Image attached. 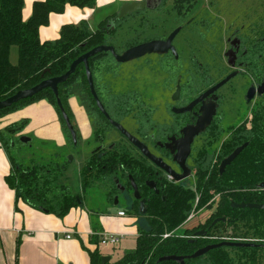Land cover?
<instances>
[{
	"label": "trees",
	"instance_id": "obj_1",
	"mask_svg": "<svg viewBox=\"0 0 264 264\" xmlns=\"http://www.w3.org/2000/svg\"><path fill=\"white\" fill-rule=\"evenodd\" d=\"M95 3L96 0H37L32 3L30 16L24 20L22 17L24 0H0V100L11 96L18 90L30 88L43 79L65 73L71 62L79 55L97 45L107 44L106 36L119 29L130 18L128 15L119 18L118 13L113 12L101 19L95 29H91L86 21H82L79 25L64 24L60 28L58 38L40 40L39 28L48 24L51 13H61L67 5L92 8ZM133 44L136 43H130L128 46ZM12 45L17 46L16 64H12L9 60ZM101 56L89 61L93 74L101 65V67L106 65L99 63ZM104 70L108 71L105 68ZM80 76H84V69L81 65L65 83L58 85V97L70 119L72 113L67 102L68 87L74 79ZM40 99H45L55 108L65 127L56 97L49 88L1 109L0 115L20 109ZM27 122V120H21L13 123L6 128V131L12 137ZM252 134L254 136L250 137L251 142L248 147L221 175L218 172L209 174L212 157L204 154L203 159L196 164V191L188 192V195L184 196L176 194L166 196L165 200L160 201V205L150 204L147 207V214L144 215L147 228L143 229L138 226L134 249L105 264H178L172 260L158 261V259L165 255H190L196 245L185 236L187 230L181 234L172 231L180 227L189 216L197 198L196 207H201L215 193L220 192L222 194L217 213L222 212L229 217L236 215H243L245 218L254 217L255 229L260 238H263L260 246L236 248L235 250L244 258L247 256L249 260H255L254 255L259 253L264 255V210L231 207L232 202L264 203V187L259 186L264 184V129L253 127L250 133L239 134L237 143L245 141ZM6 140L9 138L3 141V145L11 163V170L5 176V180L8 186L15 191L16 198H20L37 210L52 213L59 218L65 216L71 208L82 203L80 196L60 181L68 169L69 162L66 159L62 162L58 156H55L54 160L36 163L30 161L28 166L23 167L10 157ZM54 148L58 147L54 146ZM124 150V148L110 149L98 157L99 162L89 159L82 173L84 174V171L86 174L95 172L93 174L95 181L111 182L116 171L123 172L127 166ZM168 233L171 234L168 235ZM87 252L89 264H101L102 255L97 248L87 250ZM210 255L208 264H234L235 256L229 253L224 256L219 249L211 251ZM185 264H192V260H185Z\"/></svg>",
	"mask_w": 264,
	"mask_h": 264
},
{
	"label": "flooded vegetation",
	"instance_id": "obj_2",
	"mask_svg": "<svg viewBox=\"0 0 264 264\" xmlns=\"http://www.w3.org/2000/svg\"><path fill=\"white\" fill-rule=\"evenodd\" d=\"M166 1L167 0H160L158 7L155 9L145 7L142 12H138L137 15L141 13L145 14L146 12L149 13V11H159V9L163 8V5ZM179 1L180 0H173L175 3H178ZM147 3L150 4L151 2L146 0L145 4ZM207 8L209 9V6ZM128 16L131 18L134 16V14ZM195 18L189 21L187 25H178L172 30L174 31L177 28L179 29L178 33L174 36L171 42L175 48L177 54L176 56L172 51L169 50L163 54H146L142 57L130 60L125 63L137 62L138 60L145 57L155 55L160 59L161 63L166 66L165 68H167V71L172 74L171 76L175 77V74L178 75L179 70L182 67L181 64L187 63L179 54L176 42L180 34L185 31L187 26L193 24L192 22H195ZM172 31L164 35H157L154 38H146V40L143 42L150 40H166ZM226 42L228 44V49L224 52V59L227 66L231 68V71H229L222 79L217 82H214L212 78L206 77L208 79L202 80L205 87L201 91H198V89L196 90V85H194L191 80H183L181 75L176 77L174 88L168 97V101H170L169 107L168 102L166 104L167 96H165L163 103L156 105L153 102L152 96L149 94V92L155 87L160 86V90H163L160 76L157 77L159 81H145L141 84V87L139 86L140 89H132L133 87L131 86L123 88L121 86V82L117 80L118 77L115 74V77H112V80L108 82L110 83L109 86L104 81L105 76L118 72L120 73V71L124 69V65H121L122 63L115 61L113 55L110 52L101 53L94 58L101 55L110 54L117 64L114 65L109 62V66L104 67L105 69H108V71H105L104 74H99V72L96 74L97 71L95 74H93L91 71L95 93L100 103L104 107V110L108 114V117H106L99 109L96 100L90 92L85 70L84 76L78 77L81 90L77 91L76 98L78 99V102L84 104L86 108L90 135L86 136L85 138L82 137L79 130L73 123L74 114L71 111L72 118L69 119L76 132L77 142L76 144H73L70 133L66 128L69 142L73 146L78 145V142L92 144L88 156H85L86 161L93 159L94 162H99L98 157L101 154L108 152L110 149H125L124 151L127 166L123 172L116 171L115 177L112 178L111 182H108L110 184L111 191L115 193L113 196L116 195L115 197L119 198V196L124 195L125 201L129 207H138L139 211L140 201L144 200L146 212L142 214L139 211L143 217L147 214V207H149L150 204L160 205V201L165 200L166 196L170 197L173 194L184 196L188 195V192L194 193L196 191V164L203 159L204 154H208L210 157H212L209 166V174L218 172V174L221 175L225 172L226 168L232 165L239 156L234 161H232L230 165L226 166L222 173L219 172L220 162L236 147L242 145L245 142H248L249 145L251 138L254 136V134H252L248 136L245 141L237 143L239 139L238 135L244 132L250 133L253 130V127H261L264 129V117L259 115L260 113L264 114L263 104L262 108L256 109L251 113L249 127H237L238 129L234 132L232 139L225 146L226 148L222 151V154L215 155L212 151H202L201 153H198L197 156L193 155V146L196 140L199 137L207 134L220 121L219 119L222 110V98L219 94V91L234 78L248 77L250 79L249 81L251 84L247 86L244 95V105L248 106L256 100H260V98L261 102L264 103V93H257V89L264 79V23L260 18H257L252 27H241L232 32L231 35L226 38ZM131 46L126 47L124 50ZM115 52L121 53L116 49ZM195 57L196 56L194 55L193 58L189 60V65L191 67L203 66L201 62L195 59ZM81 66L84 69V66ZM168 68H170V70ZM144 69L145 68H142L141 70ZM232 72H236V74L226 81L222 86L217 88L213 93L209 94L203 99V101L210 99L216 103L215 112L211 118L210 124L206 126L203 131L193 136L189 144L188 154L183 164H180L179 160L181 159L180 155L183 151V141H186L183 140L185 134L183 129L194 126L197 123L199 116L202 114L201 107L203 102L200 101L196 103L189 110L184 112H177L176 110L188 106L193 100L223 80ZM136 78L137 75H135V78H133V82L137 80ZM72 84L73 83H71V85ZM177 85L179 86L178 98L173 99V94ZM250 88H254V94L252 98L248 100L247 96ZM160 110H163L164 113L158 116L156 113ZM112 121L120 124L129 133L130 137L145 147L148 154L154 159H159L160 163L142 152L138 145L129 136L123 134L111 123ZM111 135H115L116 138H111ZM185 170H187L189 174L176 180L175 177L182 175ZM116 180L118 182H116ZM118 184L123 187V190L118 188ZM135 188L140 195L139 199L135 198L134 196ZM221 194L222 192L215 193L205 205L201 206L207 207L206 212H208V214L205 216L199 215L196 217L197 221L192 226L182 227V232L186 230L188 231L187 234H185L188 240L194 242L196 245V248L192 253L205 246L221 242L234 241L241 243H256L249 241L248 239L260 238L255 227L252 228L253 232L250 234L243 235L234 232V226L243 218H245L243 215L229 217L225 213H217V207L219 205V201H221ZM197 200L198 198L195 200V202H197ZM196 206L197 203L193 207ZM231 207L241 209L233 207L232 203ZM193 217L195 218V215ZM193 217L191 219H193ZM250 219L253 226H255L254 217H250ZM169 234L171 233H168V235ZM236 248L238 249L243 247L220 246L210 249L208 252L197 258L188 260H192V264H200L199 262H205V260L208 262L211 256L210 252L216 249H219V252L224 256L228 255V249H232L235 252L232 254V256H235L238 255V251L235 250Z\"/></svg>",
	"mask_w": 264,
	"mask_h": 264
},
{
	"label": "rangeland",
	"instance_id": "obj_3",
	"mask_svg": "<svg viewBox=\"0 0 264 264\" xmlns=\"http://www.w3.org/2000/svg\"><path fill=\"white\" fill-rule=\"evenodd\" d=\"M208 6L209 9L207 8ZM99 13L101 15L103 10L99 11ZM146 13L134 14L119 29L107 35L105 42L108 45H113L118 52H122L130 43H140L145 41L146 38L167 34L176 26H185L196 17L195 22L187 26L176 42L179 54L187 63L181 64L182 67L178 75L175 74V77H172V74L167 71L166 66L161 63L160 59L152 55L137 62L122 63L121 65H124V69L120 73L105 76L104 81L110 86L108 82L116 74L117 80L121 82L123 88L131 86L133 87L132 89H140L143 82L159 81L157 77L160 76L163 90H160V86L155 87L149 94L156 105L163 103L165 96H167L166 104L168 102L169 107L170 101H168V97L174 88L176 77L181 75L183 80H191L196 85V90L201 91L205 87L202 80L212 78L214 82H217L231 71L224 59V52L228 49L226 38L236 29L252 27L257 18H260L264 23V0H180L178 3L173 2V0H167L159 11ZM10 52V62L16 64L17 46L13 45ZM194 55L196 56L195 59L201 62L203 66L191 67L189 65V60ZM109 62L114 65L117 64L110 54L101 56L99 63L106 65H103V67L101 65L96 74L98 72L99 74H104L106 71L104 66H109ZM142 68L145 69L141 70ZM168 69L170 70V68ZM135 75H137V80L133 82ZM249 80L248 77H236L219 91L222 98L220 121L207 134L196 140L193 146V155L197 156L202 151H212L215 155L222 154V151L226 148L225 146L232 139L234 132L239 127H249L251 113L256 109L262 108L264 104L260 98V100L258 99L248 106L244 105L245 91L247 86L251 84ZM72 83L68 87L69 98L67 102L74 114L73 123L82 137L85 138L90 135L86 108L76 98L77 91L81 90V85L78 78L74 79ZM163 113L164 111L160 110L156 114L159 116ZM259 115L264 117L263 113ZM59 121L62 125L60 118ZM18 122L20 121L16 123ZM37 123L33 124L37 126ZM27 124L9 140H6L10 157L20 166L26 167L31 163L30 161L33 163L47 162L48 160H54L55 156H58L62 162L65 159L68 161V156L71 155L72 160L71 162L68 161V169L64 176L60 178V181L67 184L71 191L78 194L82 200L76 212L72 213V219L74 220L76 216L84 213L87 221H92L96 227L100 226V219L103 218L106 230L117 232L122 229L117 233H122L124 236L120 243L116 245L91 244L93 249L97 248V251L102 256H108L112 261L118 259L125 252L134 249L138 226L146 229V219L139 213L138 207H129L124 195L119 196L118 204L114 205L116 195L113 196V192L110 191L109 182L95 181L93 178L95 172L86 174L84 171L85 175L82 173L87 163L85 156H88L92 144L78 142L76 146L71 145L68 132L62 125L68 142L66 146L56 149L53 142L41 141V138L32 129L33 126L31 125L28 128ZM21 136L29 137V141L26 143L22 142L20 140ZM111 138L115 139L116 137L111 135ZM84 183H86L85 186H83ZM206 208L192 207L189 216L180 227L173 230V233H182V227H190L196 223V217L208 214ZM118 209L124 210L126 216H116ZM194 215L195 218L193 217ZM192 217L193 219H191ZM254 227L256 228L251 223L250 218H243L234 226V232L243 235L250 234L253 232L252 228ZM85 246L91 248L87 243ZM228 252L231 255L235 253L232 249H228ZM254 256H256L255 260H249L247 256L244 258L240 254L235 255L234 264H264L263 254L259 253ZM199 263L208 264L206 260Z\"/></svg>",
	"mask_w": 264,
	"mask_h": 264
},
{
	"label": "crops",
	"instance_id": "obj_4",
	"mask_svg": "<svg viewBox=\"0 0 264 264\" xmlns=\"http://www.w3.org/2000/svg\"><path fill=\"white\" fill-rule=\"evenodd\" d=\"M34 1L37 0H24V20L30 16ZM141 1L146 0H96L92 8L67 5L63 12L49 15L48 24L39 28V38L41 41L54 40L59 37L62 25H79L82 21L95 29L101 19L117 12L123 3ZM101 10L103 13L100 15ZM21 120L29 122L28 128L33 126L41 141L53 142L55 147L66 146L68 142L54 107L45 99L0 115V264H89L87 250H93L92 243L99 244L97 233L112 232L106 230L103 218L100 219V226L96 227L95 223L87 221L84 213L72 219L71 215L78 206L61 218L37 210L16 198L15 191L5 180L11 170L3 145V141L11 137L6 128ZM36 122L37 126L33 124ZM117 232L112 233L124 236ZM86 243L91 248L85 246Z\"/></svg>",
	"mask_w": 264,
	"mask_h": 264
},
{
	"label": "water",
	"instance_id": "obj_5",
	"mask_svg": "<svg viewBox=\"0 0 264 264\" xmlns=\"http://www.w3.org/2000/svg\"><path fill=\"white\" fill-rule=\"evenodd\" d=\"M149 1L152 4L151 3L145 4L146 1L123 3L117 11L118 17L120 18V17L125 16V15H131V14L138 13L139 11H142L145 7L150 8V9H155L158 7V5L160 3V0H149ZM178 31H179L178 28L175 29L174 31H172L166 40H150V41L142 42V43H139V44H136L134 46L127 48L126 50H124L121 53H116L115 49L112 45H108V44L97 45V46L89 49L85 53L79 55L76 59H74L71 62L68 70L65 73H63L59 76L43 79L39 83H37L36 85H34L30 88L18 90L14 94H12L11 96H9L3 100H0V110L5 108V107L12 105L13 103H16L19 100L30 98V97L36 95L37 93H39L40 91H42L43 89L49 88L54 93V95L56 97L57 105L61 111V115H62L63 121L66 125V128L68 129V131L70 133L72 142H73V144H76V142H77L76 132L74 130L73 125L71 124V121H70L68 115L64 111L62 104L60 102V99L58 97V85L61 83H65L68 80V78L70 77V75L75 72L76 68L80 65H83L90 92L93 95L94 99L96 100L99 109L104 113V115L106 117H108V114L104 110V107L100 103V101H99V99L95 93V90L93 87L92 74H91V70H90V66H89V60L93 59L95 56H97L101 53H104V52H110L113 55L115 61H117L119 63H125V62H128L130 60L142 57L146 54H151V53L163 54V53L168 52L169 50L172 51L176 56L177 54H176L175 48L171 44V42H172L174 36L178 33ZM235 74H236V72L230 73L223 80H221L220 82L215 84L213 87L208 89L206 92L201 94L199 97H197L195 100H193L188 106L176 110L177 112H184L186 110H189L196 103H198L200 101L203 102V105L201 107L202 114L199 116L197 123L194 126L186 127L185 129H183V131L185 133L183 140H186V141L185 142L183 141V149H182L183 151H182V154L180 155L181 159L179 160L180 164H183V162H184V160L188 154L189 144H190L193 136L198 134L199 132L203 131L206 128V126H208L210 124L211 118L215 112L216 103L211 101L210 99L207 101H203V99L205 97H207L209 94L213 93L217 88L222 86L226 81H228ZM178 93H179V86L177 85L176 90L173 94V99L178 98ZM257 93L258 94L264 93V79H263L262 83L260 84V86L258 87ZM253 94H254V88H250V90L248 92V96H247L248 100H250L252 98ZM207 102H209V103H207ZM111 123L116 128H118L123 134H125L126 136H129V133L120 124L113 122V121ZM130 138L138 145V147L142 150V152L147 154L149 157L153 158L151 155L148 154L145 147H143L141 144H139L132 137H130ZM20 140L22 142L26 143L29 141V137L21 136ZM247 145H248V142L243 143L242 145L236 147L228 156H226L220 162L219 172L222 173L224 171L225 167L230 165L232 163V161H234L241 154V152L247 147ZM71 160H72V156L70 155V156H68V161L71 162ZM154 160H157V162L160 163L159 159H154ZM188 174H189V172L187 170H185V172L182 175L177 176L175 178H176V180H178L179 178L185 177ZM116 182H118V181L116 180ZM259 186L263 188L264 184H260ZM118 188L123 190V187L119 184H118ZM134 196L137 199L140 198V195L138 194L136 188H135ZM117 204H118V198L115 197L114 205H117ZM232 205H233V207H237V208H241V209L264 210V203H249V202L234 203V202H232ZM139 211L142 214H144L146 212V207H144V200L140 201ZM260 245L261 244H256V243H241V242L227 241V242H221V243L205 246L203 248L196 250L194 253H192L190 255H165V256L160 257L158 259V261L172 260L178 264H185V260L197 258V257L205 254L206 252H208L210 249L217 248L220 246L243 247L244 248V247H256V246H260ZM109 260H110V257L104 256V255L101 256V264H105Z\"/></svg>",
	"mask_w": 264,
	"mask_h": 264
},
{
	"label": "built area",
	"instance_id": "obj_6",
	"mask_svg": "<svg viewBox=\"0 0 264 264\" xmlns=\"http://www.w3.org/2000/svg\"><path fill=\"white\" fill-rule=\"evenodd\" d=\"M116 214L119 217H123L126 215V212L124 210H118ZM67 237H69V235H67ZM97 237H98V242L102 245H116L120 243L123 236L112 232H100L97 233ZM248 240L256 242V244L263 243V238H254Z\"/></svg>",
	"mask_w": 264,
	"mask_h": 264
}]
</instances>
